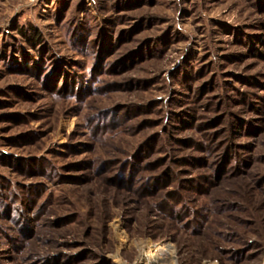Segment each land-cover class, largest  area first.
Returning a JSON list of instances; mask_svg holds the SVG:
<instances>
[{
	"label": "rangeland",
	"instance_id": "rangeland-1",
	"mask_svg": "<svg viewBox=\"0 0 264 264\" xmlns=\"http://www.w3.org/2000/svg\"><path fill=\"white\" fill-rule=\"evenodd\" d=\"M162 242L264 264V0H0V264Z\"/></svg>",
	"mask_w": 264,
	"mask_h": 264
},
{
	"label": "bare ground",
	"instance_id": "bare-ground-1",
	"mask_svg": "<svg viewBox=\"0 0 264 264\" xmlns=\"http://www.w3.org/2000/svg\"><path fill=\"white\" fill-rule=\"evenodd\" d=\"M143 248V247H142ZM178 251L169 242L157 243L149 248H143L132 262L121 260L120 264H179Z\"/></svg>",
	"mask_w": 264,
	"mask_h": 264
}]
</instances>
